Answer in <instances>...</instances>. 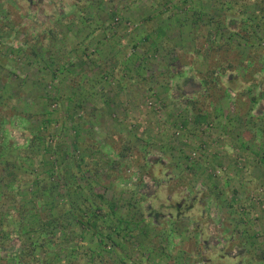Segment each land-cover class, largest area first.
<instances>
[{
	"label": "rangeland",
	"instance_id": "obj_1",
	"mask_svg": "<svg viewBox=\"0 0 264 264\" xmlns=\"http://www.w3.org/2000/svg\"><path fill=\"white\" fill-rule=\"evenodd\" d=\"M7 160L75 204L103 195L93 225L62 217L76 264H264V0H0Z\"/></svg>",
	"mask_w": 264,
	"mask_h": 264
},
{
	"label": "trees",
	"instance_id": "obj_2",
	"mask_svg": "<svg viewBox=\"0 0 264 264\" xmlns=\"http://www.w3.org/2000/svg\"><path fill=\"white\" fill-rule=\"evenodd\" d=\"M32 137L30 138V140H32ZM15 164V161L7 160L2 166H0L1 171L4 172V177H0V183H3V185L0 184V264H76L80 254L85 255V246L83 247L82 244H75L71 247L68 246L69 248H67L65 242L68 241L67 239H69V235H65L64 228L66 229V226L62 222V217L67 215L68 212H71L74 216L78 217V220L80 222L84 223L85 225H93V220H91L90 217L94 213L88 212V210H90L89 207L93 206V203H96L98 199L102 200L103 195L98 192H93V203H90L87 206H81V204L79 203L75 204V202L69 200L68 198L69 195L67 191L70 186V182L68 180H60L61 178H57L56 184L52 180H50L49 183H44V180L40 179V176H37L33 180H31L32 178H27L24 176H21L17 179H12L11 172L12 169H14ZM34 183H37L35 185L36 189L34 191L30 193L26 191L19 192L21 188L24 187L25 189H28ZM55 188L62 189L64 194L61 193L58 195H54ZM12 191H15V193L13 195H9V200H5V196L7 195V193L10 194ZM41 191H45L46 195L40 193ZM47 192L54 195L53 199L56 198L55 196H62L63 200H68L69 202L67 201V204L71 205L70 209L65 210L66 207L64 206L63 200L62 202L56 204V207L53 205L49 206L47 204H41L40 206L43 205V208L39 205L35 206V204L38 203V199H47L45 197L47 196ZM32 194H37L40 198L35 195L33 196ZM20 196L25 197V200L18 205L16 203L17 200H15L14 198ZM9 203H12L15 208L13 210L18 213L19 217L23 215L27 216L25 218H27L28 221L29 219H37L36 223L38 224V227H40L41 232L37 234L36 237H30V239L26 238L29 233L31 234L35 230L33 227L30 231L29 229L25 230L27 226H23L21 222L14 223L13 228H11L9 224L10 221L8 219V213L11 214L12 212H10V208H4V206L6 207V205H8ZM72 205H76L78 208L74 209ZM53 207H55L54 210L52 209ZM82 208L86 213L89 214L90 217L86 218V214L81 212ZM15 220L16 219L13 218V221ZM119 222L120 221L118 220V223L115 224L116 226L115 228L113 227L114 230L112 231L121 229ZM96 223L97 224L93 226L95 229H99V227L102 226L106 228L104 223ZM127 225L126 230L128 229L127 232L129 234L131 228L129 229ZM58 231L63 234L64 238H61V236L58 234ZM95 231V233L101 236V242H104V239H110L113 242L114 246L122 243L121 241L117 242L116 240H114L111 232L104 235L100 230ZM10 245L11 247L13 245H17V250L12 254L8 252ZM3 252L8 253V257L1 258V254ZM97 253L98 256L95 257L90 254L91 258H95L93 264H108V256L100 251H98ZM71 257H74L75 260L73 261Z\"/></svg>",
	"mask_w": 264,
	"mask_h": 264
},
{
	"label": "flooded vegetation",
	"instance_id": "obj_3",
	"mask_svg": "<svg viewBox=\"0 0 264 264\" xmlns=\"http://www.w3.org/2000/svg\"><path fill=\"white\" fill-rule=\"evenodd\" d=\"M28 2L31 3V4H39V0H28ZM178 205L179 204H177V207L176 208L179 209Z\"/></svg>",
	"mask_w": 264,
	"mask_h": 264
}]
</instances>
